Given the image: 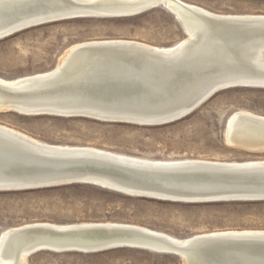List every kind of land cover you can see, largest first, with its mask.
Here are the masks:
<instances>
[{"label": "water", "instance_id": "1", "mask_svg": "<svg viewBox=\"0 0 264 264\" xmlns=\"http://www.w3.org/2000/svg\"><path fill=\"white\" fill-rule=\"evenodd\" d=\"M167 2L63 0L62 4L52 7L47 15L56 16L46 17L43 15L48 13L37 11L22 18L16 17L14 20L23 19V22L11 24L13 27L9 29V34L3 37L27 27L59 20L130 18L162 8L172 15L186 36L188 30L195 28L189 20L191 17L198 18L204 30L227 27V33L220 38L218 36V39L230 38L226 46L223 49L209 47L207 54L194 55L188 52L189 44L165 50L131 42L85 44L75 48L70 58L50 73L33 76L18 86H0V90L14 95L10 102L24 103L47 116L160 126L192 114L220 91L264 87L260 83L242 82L243 78L264 77V70L248 71L224 62L230 58L227 51L237 48L246 34L264 35V18H218L183 4L169 7ZM239 27L244 29L239 30ZM72 62L87 67L85 72L79 75L75 70L72 72L74 74H67V79L72 78L68 83H60L62 72ZM114 74L121 78L114 81L112 78H117ZM42 84H45L44 87L32 89ZM22 87L30 90L19 91ZM250 120L248 122L242 116L231 118L226 123L227 131H231L232 125V132L235 133L238 126L246 121L242 126L245 132L264 134V119ZM251 143H257L253 151L264 152V135L255 141L253 138ZM29 147L22 138L0 131V183L3 184L0 190H35L95 183L81 178L82 174H86L99 175L135 190L134 194L121 191L127 196L152 200L180 203L264 201V164L235 166L202 161L149 163L95 152L46 153ZM20 158L26 159L23 166L19 165V161H22ZM14 169L31 174L19 179L3 177L8 174L4 171ZM3 239L13 243L5 244L0 252L2 255L22 251L26 260L39 252L93 254L133 249L173 255L182 264H264V233L260 232L201 234L175 242L160 234L126 225L33 224L14 229Z\"/></svg>", "mask_w": 264, "mask_h": 264}, {"label": "rangeland", "instance_id": "2", "mask_svg": "<svg viewBox=\"0 0 264 264\" xmlns=\"http://www.w3.org/2000/svg\"><path fill=\"white\" fill-rule=\"evenodd\" d=\"M216 13L264 14V0H184ZM184 33L172 15L155 8L130 18H76L28 28L0 39V77L13 79L52 69L72 44L129 39L171 46ZM264 115V89L231 88L192 114L160 126L99 122L88 118L24 116L0 112V124L52 144L89 146L150 159L216 161L264 159V152L229 146L225 125L233 112ZM119 222L184 238L228 229H264V201L180 203L127 196L91 184L0 191V233L29 222ZM27 264H182L173 255L118 249L100 253L39 252Z\"/></svg>", "mask_w": 264, "mask_h": 264}, {"label": "bare ground", "instance_id": "3", "mask_svg": "<svg viewBox=\"0 0 264 264\" xmlns=\"http://www.w3.org/2000/svg\"><path fill=\"white\" fill-rule=\"evenodd\" d=\"M83 1H96V0H83ZM99 1H108V0H99ZM119 1H140V0H119ZM159 1V0H154ZM168 1L167 4L169 7H171L174 4H183L184 6L187 7H192V8H197L201 11H203L206 14L212 15V16H216L218 18H234V19H238L241 20L242 18L246 19V18H254V19H259V18H264V14H231V13H216L213 11H210L202 6H199L197 4L194 3H190L184 0H166ZM63 3V0H0V39L6 38L3 37L7 34H9V29L12 28L13 26H11V24H16V23H22V20L17 19L14 20L16 17H21L25 14H29V13H34L37 11H44L45 13H48L46 15V17H53L56 15H49L50 13V9L52 7H55L57 5H60ZM46 7V8H45ZM19 18V19H21ZM45 18V17H44ZM55 18H49L48 20H52ZM190 21H192L193 25L195 26V28L193 30H188V36L184 35L185 37L181 40H179L178 42H176L175 44L171 45V46H153V45H149L140 41H135V40H129V39H97V40H86V41H82V42H78L75 44L70 45L69 47H67L63 53L60 55L57 63L55 64V66L50 69L47 70L45 72H39V73H34V74H29V75H24V76H20L17 78H13V79H4L2 77H0V86H7V87H14V86H18L21 83H23V81H28L30 80L33 76H43L47 73H50L51 71L59 68V66H61L62 64H64L71 56V52L82 45L85 44H96L99 42H106V41H112V42H131V43H135V44H141L143 46L152 48V49H160V50H165V49H169V48H173L175 46H180V45H186L189 44V51L190 53H195L194 55H200L202 53H208L209 52V47L211 49H214L216 47L218 48H222L225 47L226 42L228 41V39L230 38H223V39H218V36L220 38V36L222 34H226V28L227 27H219L214 29L213 31H209V30H204L201 29V21L199 23V19L196 17H191L189 18ZM60 21V20H59ZM63 21V20H62ZM56 22V21H54ZM8 23V24H7ZM29 23V22H26ZM25 23V24H26ZM51 23V22H49ZM6 24V25H5ZM47 24V23H46ZM5 25V26H4ZM28 28H32V27H27ZM239 30H243V27H239ZM236 29V31L238 30ZM25 30V29H24ZM20 32V31H19ZM15 34V33H14ZM250 34V33H249ZM246 34V36L240 41L241 43L238 45L237 48H234V50L232 51V49H230L231 51H227V53L229 54L228 56L230 57L229 59L224 60L226 65L232 66H239V68L242 69H247L248 71H253L256 69H260L261 71L264 70V35L263 34H258L255 33L253 35H249ZM13 35V34H12ZM249 35V36H248ZM11 36V35H10ZM223 49V48H222ZM196 57V56H195ZM76 64H80V63H76ZM74 62L70 63L68 66L65 67V71L62 72V79H60V83H68V81H70L72 78H68L67 79V74L71 73L74 74L72 72H74L75 70H77L79 73V75L83 74L85 72V68L87 67H81L80 65H76ZM67 68V69H66ZM231 69V68H230ZM117 78H112L114 79V81H118L119 78H121L119 75L114 74ZM65 81V82H64ZM242 82H248V83H260L262 86H264V77H260V78H243ZM45 84L39 85L37 87H33L32 89H40V87H44ZM264 88V87H261ZM31 89V90H32ZM21 90H25L28 91L30 90V88H26L23 89V87L21 89H19V91ZM70 94V93H68ZM71 96H76L75 94H70ZM14 98V95L11 94H7L5 92H2L0 90V112H10V110L12 112L18 113L20 115H24V116H42L44 112L41 111H36V108L30 107V106H26L24 105V103H20L17 101H11V99ZM47 116V115H46ZM242 116L244 120H248V122L252 121L250 119L253 118H263L264 119V115H259V114H255L252 113L250 111H245V110H240V111H236L233 112L230 116H228L227 120H231V118H236ZM148 121H152V120H148ZM246 122V121H245ZM245 122L242 123V125L240 124L238 126V130L234 132H232V125H231V131L228 132L226 125H225V141L226 143L234 148H239L242 150H246V151H250V152H257V151H253L256 148L254 146H256L257 143H251L252 139L254 138V141L257 137H260L261 135H264L263 133H251V132H245L246 130L242 128L243 125H245ZM227 123V121H226ZM230 124V123H229ZM247 124V123H246ZM230 126V125H229ZM0 131L2 132H10L12 134H14L17 138H22L23 140L28 142V145L31 146L29 147L32 150L38 151V152H52V151H56L58 153H63V152H74L75 154L77 152H95V153H102L105 155H109V156H113V157H117V158H122V159H131V160H138V161H143V162H149V163H177V162H181V161H202V162H211V163H222V164H231V165H235V166H240V165H249V164H264V159H253V160H244V161H216V160H206V159H199V158H184V159H171V160H161V159H150V158H143V157H138V156H132V155H128V154H123V153H119V152H114V151H109V150H105V149H100V148H95V147H89V146H77V145H64V144H52V143H47V142H43L41 140H38L36 138H33L19 130H16L12 127H8L6 125L0 124ZM264 132V131H263ZM250 142V143H249ZM247 143V144H246ZM246 147L247 149L249 148L250 150L247 149H243L242 147ZM262 148H264V144L262 145ZM81 154V153H78ZM22 159V161H19V165L23 166V161H25L26 159L20 158V160ZM16 168H18L17 166H15ZM4 173H8L7 175H4L3 177H8V178H13V179H19L20 177H23L24 175L27 174H31L30 172H23L20 169H14V170H10V171H4ZM3 174H1L2 176ZM81 178L84 179L85 181H93L95 183H90L91 185H96V186H100L102 188L108 189V190H112L121 194H134L133 192H135V190H131L128 188H124L121 185L109 180L108 178H104L101 177L99 175H86V174H82ZM83 184V183H81ZM1 184L0 183V188H1ZM2 191V190H0ZM121 191H126V193H123ZM129 196V195H128ZM88 223H107V224H117V225H126V226H132L135 228H139L148 232H153L156 234H160L162 236H165L167 238H169L170 240H173L175 242L181 241L182 239H186L192 236H197V235H201V234H210V233H222V232H232V233H236V232H260V233H264V229L263 230H259V229H228V230H216V231H210V232H203V233H198V234H194L188 237H175L172 236L170 234H167L165 232H161V231H156V230H152L143 226H139V225H135V224H129V223H119V222H80V223H69V224H59V223H53V222H46V221H38V222H29V223H25L22 225H18L15 227H10V228H6L5 230H3L0 233V252H2L3 247L5 246V244H9V243H13V241L10 242L6 241V239H3L5 236H7L10 232H12L14 229L22 227V226H27V225H33V224H44V225H54V226H67V225H74V224H88ZM0 264H27V260L25 259L24 255L22 254V251H18L15 254H10L8 256H4L0 253Z\"/></svg>", "mask_w": 264, "mask_h": 264}]
</instances>
